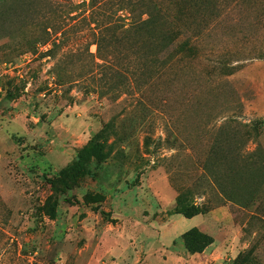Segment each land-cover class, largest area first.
Masks as SVG:
<instances>
[{
	"label": "rangeland",
	"instance_id": "obj_1",
	"mask_svg": "<svg viewBox=\"0 0 264 264\" xmlns=\"http://www.w3.org/2000/svg\"><path fill=\"white\" fill-rule=\"evenodd\" d=\"M66 3L0 0L3 232L54 264H264V0H205L191 52H176L184 35L161 68V57L115 61L114 74ZM45 29L58 42L49 56ZM225 118L241 148L237 204L216 193L219 156L202 172ZM88 146L97 152L48 219V180ZM177 194L208 211L174 213ZM191 228L212 240L199 254L183 247Z\"/></svg>",
	"mask_w": 264,
	"mask_h": 264
},
{
	"label": "trees",
	"instance_id": "obj_2",
	"mask_svg": "<svg viewBox=\"0 0 264 264\" xmlns=\"http://www.w3.org/2000/svg\"><path fill=\"white\" fill-rule=\"evenodd\" d=\"M205 0H88L84 7L75 6L72 0H66V7L70 11H76L82 22L88 27L92 25L91 37L92 45L95 46L96 60L106 65V70L112 71L115 61L125 62L128 66L133 60L152 61L162 60L161 65L169 62L175 55L170 52L174 42L181 36H186L181 43L177 44V54L181 52H191L194 46L190 43L191 37L194 41L199 37L201 28L205 26L201 21L200 14L203 11ZM82 2V0L80 1ZM87 12V14H84ZM125 13L124 21L118 19V14ZM212 11H210L211 13ZM69 15V14H67ZM199 15V17L197 16ZM44 18L46 16H43ZM72 17V16H71ZM48 19L47 17L45 18ZM190 32L188 35L187 33ZM49 36L44 40V44L50 42L51 48L46 50L45 56H49L53 47L57 46L55 38L50 40L51 34L55 37V32L47 33ZM90 44V45H91ZM191 44V45H190ZM104 50V51H103ZM106 53V54H105ZM94 66H100L92 61ZM108 75L106 74V80ZM217 127L220 139L216 138L215 145L208 148L207 156L202 163V172L211 174L213 166L212 158L217 157L219 166L224 165L226 169L212 179L217 185L216 193L223 200L236 203L233 187L236 179V162L242 159L241 148L230 149L232 140L236 137L234 132H228L231 118H225ZM245 133V137H247ZM236 139V138H235ZM95 146L83 147L76 157V162L68 169L62 171L53 180H48L51 194L46 198L43 205L38 208L44 216L52 220L55 217L57 196L69 189L74 184V179L81 175L82 163L90 154L96 153ZM250 155V154H249ZM219 158V160H218ZM221 163V164H220ZM262 172V167L256 168ZM215 175V174H214ZM229 183L232 189L223 186ZM203 195V194H201ZM181 202L180 194L175 199L174 213L184 218H190L208 211L207 207H198L193 201ZM244 206V205H243ZM0 226V264H54L52 260H47L37 254L34 245L17 243L14 238H10L3 232ZM181 240L185 251L189 254H199L204 248L212 243L209 236L191 228L181 235ZM20 245V248L18 247Z\"/></svg>",
	"mask_w": 264,
	"mask_h": 264
},
{
	"label": "built area",
	"instance_id": "obj_3",
	"mask_svg": "<svg viewBox=\"0 0 264 264\" xmlns=\"http://www.w3.org/2000/svg\"><path fill=\"white\" fill-rule=\"evenodd\" d=\"M80 1H81V0H80ZM82 1H84V2H85V1H87V0H82Z\"/></svg>",
	"mask_w": 264,
	"mask_h": 264
}]
</instances>
